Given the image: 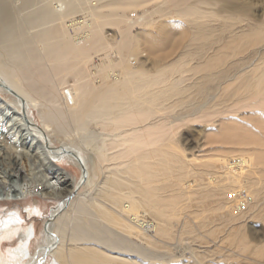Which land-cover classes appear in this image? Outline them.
Returning <instances> with one entry per match:
<instances>
[{"label": "bare ground", "instance_id": "6f19581e", "mask_svg": "<svg viewBox=\"0 0 264 264\" xmlns=\"http://www.w3.org/2000/svg\"><path fill=\"white\" fill-rule=\"evenodd\" d=\"M222 1L0 0V92L14 102L0 95V108L11 147L34 163L28 179L12 150L1 158L28 180L0 202L64 198L42 255L264 264V9L258 21ZM64 150L82 173L69 194L53 162ZM90 164L101 179L87 197Z\"/></svg>", "mask_w": 264, "mask_h": 264}, {"label": "rangeland", "instance_id": "374dc122", "mask_svg": "<svg viewBox=\"0 0 264 264\" xmlns=\"http://www.w3.org/2000/svg\"><path fill=\"white\" fill-rule=\"evenodd\" d=\"M220 1H221L220 6H224L225 1L222 0ZM229 1L235 3V5H237L238 7L243 6L244 8H249L251 10L250 17L258 21L260 20L261 17L260 13L264 9V0H229ZM107 32H109V35L112 34V31H107ZM141 56H140L142 58L141 60L144 61L146 66H148L149 65L148 63H150V61H146L147 56L144 53ZM3 94L4 93L0 92V95L2 97L5 96L4 99H6L7 102L11 104L14 103L13 99L10 96ZM30 115L38 125H41V118L39 116L38 111L31 110ZM12 117L13 116L11 115L10 112L8 111L4 112V109L0 108V153H3L2 154L3 156L0 154L1 155L0 156V186H1L0 190L4 189V191L6 190L11 191L12 189L16 188L18 185L26 182L31 177L30 175L33 170L31 169L33 168L31 164H34L32 163V161H30V159L24 157L23 155L24 153H22L23 151H21L20 149L16 151L11 147L13 145H10L12 144L11 141L13 139V135H11V133L7 130H11V128H9L8 126L13 125V123H10ZM14 128L16 129V127ZM197 128L198 127H188L187 129L183 130V133L186 136H188L190 139H193L192 143L197 138L200 140L198 133L200 137H201V133L198 132L199 129ZM16 130L19 133L20 128H17ZM24 134L25 133H19V136H23ZM198 142H194V144H197ZM61 144H62L61 137L57 136L51 139L50 147L59 148ZM7 146L9 147V149L7 148ZM11 150H12L11 156H17L18 158H20L18 159L20 162L18 166V170L24 172L25 175L28 174L27 175L28 179L25 181L11 179L10 175L13 174L14 171L11 170V167L9 166L7 160L4 161L2 160L3 162H1V158L4 159V157L7 156L8 153H11ZM86 155L88 157L91 156L89 154ZM69 161L70 160L67 159V157L64 155L58 156L57 160L56 159L53 160L54 164L57 167L63 169L69 175V181L67 180L65 182L66 183L65 186L64 185L61 186L63 189L62 193L65 192L64 187H66L67 191L65 194H69L72 191H74L76 188L75 186L82 178V173L80 172V170L76 166H74L73 163H70ZM90 175H91L90 181L88 182V184L82 186V188L79 189L78 194L82 195L85 192L87 197L88 196L90 197L91 194L94 193L97 187V183L100 181L101 177L96 175L95 171L93 170L92 164H90ZM63 199L64 198L62 197L59 199L45 198V197L43 198L42 196L35 194L26 199L0 202V239L4 237V239H2L0 244V264H56L54 261V257L51 255V253L42 255L40 252H42V250L46 248L50 240L49 238L50 235H48L45 228L48 218L50 217V214H52V212L58 208V206L61 204ZM37 208L39 209L40 213L35 212ZM9 217L10 218L14 217L17 219L18 217H20L22 221L20 222L19 226L15 227L14 225L13 226L7 225L6 227H4L6 225L5 224L6 220L10 219ZM31 226L34 229L35 235L28 243L26 242L27 238H25V233L27 234V228H30ZM11 231L13 232L10 233ZM25 248L28 249V253L30 256H26V254H20L21 251L25 253ZM22 255L25 256L23 257Z\"/></svg>", "mask_w": 264, "mask_h": 264}, {"label": "water", "instance_id": "95a60500", "mask_svg": "<svg viewBox=\"0 0 264 264\" xmlns=\"http://www.w3.org/2000/svg\"><path fill=\"white\" fill-rule=\"evenodd\" d=\"M50 146L49 145H47L46 146V149L48 148V149H50L49 148ZM52 151V150H51ZM64 153H66V151L64 150L63 151V153H61V155L60 156H62ZM70 153H72V152H70ZM58 155V154H57ZM72 197L71 196H69L68 198H67V200H70ZM55 209V208H54ZM51 215L52 214H50V217L48 218V221H47V223H46V226H45V228H46V232L48 233V225L50 224V222L52 221V218H51Z\"/></svg>", "mask_w": 264, "mask_h": 264}]
</instances>
